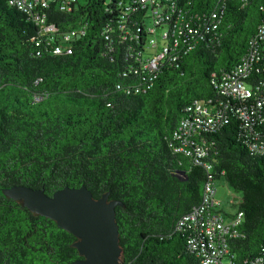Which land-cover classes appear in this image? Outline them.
<instances>
[{"label":"trees","instance_id":"16d2710c","mask_svg":"<svg viewBox=\"0 0 264 264\" xmlns=\"http://www.w3.org/2000/svg\"><path fill=\"white\" fill-rule=\"evenodd\" d=\"M26 2L0 0V264L82 258L72 233L3 194L14 184L119 200L122 264H202L207 237L185 217L220 178L240 199L209 210L242 213L227 256L264 257V153L251 147L264 141V0ZM233 74L249 97L222 93ZM194 101L215 121L184 141Z\"/></svg>","mask_w":264,"mask_h":264},{"label":"water","instance_id":"95a60500","mask_svg":"<svg viewBox=\"0 0 264 264\" xmlns=\"http://www.w3.org/2000/svg\"><path fill=\"white\" fill-rule=\"evenodd\" d=\"M33 213L53 220L76 237L73 246L82 257L69 264H122L115 206L108 193L94 198L84 185L64 186L47 195L42 188L14 184L2 189Z\"/></svg>","mask_w":264,"mask_h":264},{"label":"built area","instance_id":"2783aa9c","mask_svg":"<svg viewBox=\"0 0 264 264\" xmlns=\"http://www.w3.org/2000/svg\"><path fill=\"white\" fill-rule=\"evenodd\" d=\"M27 0H15L19 8L24 6H29ZM51 27L44 26L43 29H49ZM56 52L60 51L59 47L55 48ZM153 65V62H150ZM222 93L225 95H232L238 99H245L251 95V91L248 85L237 76L233 74L227 76L223 79L220 84ZM207 106L202 105L198 101L193 102V106H188L187 110H192L191 116L180 121L177 128V137L186 141L191 133L204 126L211 127L215 121L212 113L207 109ZM257 143V144H256ZM251 143L252 148H256L262 153H264V141L259 139L258 142ZM194 151L196 155L203 156L206 152L203 148L195 146ZM214 186L212 182H207L204 185L203 195L201 204L193 210L191 215L186 216L185 219H190L195 224H199L202 232L207 237V244L199 246V249L205 252L201 257L200 262L202 264H264V257H258L254 260L247 262L233 261L227 256L228 247L227 239L239 236L235 231V226L240 222L241 212H238L233 219H223L222 214L217 212H212L209 208L213 205H217L218 202L215 201L214 196ZM182 223V222H180ZM199 240H191V248L198 249Z\"/></svg>","mask_w":264,"mask_h":264},{"label":"rangeland","instance_id":"374dc122","mask_svg":"<svg viewBox=\"0 0 264 264\" xmlns=\"http://www.w3.org/2000/svg\"><path fill=\"white\" fill-rule=\"evenodd\" d=\"M213 186V196L218 202V208L226 212H234L240 199V193L234 190L223 178L214 180Z\"/></svg>","mask_w":264,"mask_h":264},{"label":"crops","instance_id":"0c3cea01","mask_svg":"<svg viewBox=\"0 0 264 264\" xmlns=\"http://www.w3.org/2000/svg\"><path fill=\"white\" fill-rule=\"evenodd\" d=\"M220 210H221V209H220ZM220 213H222V214H223V213H225V212L221 211Z\"/></svg>","mask_w":264,"mask_h":264},{"label":"bare ground","instance_id":"6f19581e","mask_svg":"<svg viewBox=\"0 0 264 264\" xmlns=\"http://www.w3.org/2000/svg\"><path fill=\"white\" fill-rule=\"evenodd\" d=\"M218 213V212H217Z\"/></svg>","mask_w":264,"mask_h":264}]
</instances>
